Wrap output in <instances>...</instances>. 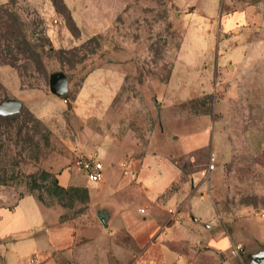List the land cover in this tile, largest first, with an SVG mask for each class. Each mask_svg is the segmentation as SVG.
<instances>
[{"label":"rangeland","instance_id":"rangeland-1","mask_svg":"<svg viewBox=\"0 0 264 264\" xmlns=\"http://www.w3.org/2000/svg\"><path fill=\"white\" fill-rule=\"evenodd\" d=\"M0 6L23 20L29 40L45 35L54 50L42 55L45 78L32 63L0 66V101L19 100L29 114L16 125L0 124V206L33 195L66 218L80 216L86 204L76 193L56 195L55 175L71 167L82 144L97 152L113 141L135 155L160 153L149 161V175L159 181L172 175L170 162L182 171L191 199L174 212L184 222L199 192L189 188L192 175L207 187L210 215L192 210L202 220L192 264H248L247 250L264 252V0H0ZM72 49L73 66L60 65L55 52ZM57 71L67 75L75 101L49 92V75ZM195 137L206 145L183 153L181 142ZM211 154L214 169L206 175ZM169 233L182 252V226ZM216 235L225 237L224 246L206 244ZM234 243L243 257L230 253Z\"/></svg>","mask_w":264,"mask_h":264},{"label":"crops","instance_id":"crops-1","mask_svg":"<svg viewBox=\"0 0 264 264\" xmlns=\"http://www.w3.org/2000/svg\"><path fill=\"white\" fill-rule=\"evenodd\" d=\"M243 58L239 56L240 60ZM94 72L86 77L78 95ZM113 94L108 96L110 103L116 95ZM206 143L188 138L181 142V148L187 154L201 149ZM115 145L113 141H106L104 147L97 150L102 163V182L89 184L72 164L57 174L61 187L86 189L87 209L80 216L61 222V209L45 207L33 196L22 197L10 207L0 206V264H29L32 257L37 260L36 264H192L196 254L193 248L200 244L202 221L192 210L199 208L201 213L210 215L207 187L201 189V183L195 184L198 177L192 175L189 188L196 185L199 192L187 214L189 222H184L182 217L179 218V212H169L170 209L179 211L191 199L182 171L160 157L170 162L173 173L168 179L159 181L149 175V161L159 157L160 153L153 151L140 156L135 155V150L129 152ZM88 147V143L82 144L85 149L80 151L93 152ZM124 163L130 164L136 180L122 175ZM211 173L205 171L206 175ZM138 200L141 203L135 209L133 205ZM206 200L207 205L200 204ZM179 226L186 235L182 252L176 251L173 243L176 238L169 233ZM224 238L223 235L211 236L206 244L222 247ZM253 250L250 248L247 252Z\"/></svg>","mask_w":264,"mask_h":264},{"label":"trees","instance_id":"trees-1","mask_svg":"<svg viewBox=\"0 0 264 264\" xmlns=\"http://www.w3.org/2000/svg\"><path fill=\"white\" fill-rule=\"evenodd\" d=\"M135 26L137 29L139 25L135 23ZM68 29L70 31L76 30L77 32V28L75 27L73 23L72 25L69 23ZM131 37L135 38V36H132V35ZM96 40H97V36L92 37L91 39H89L88 41L82 44L81 49L85 48V51H87L86 46H88V44L95 43ZM146 41H151V37L149 36V38L146 39ZM180 46L181 45L179 44L177 47V50L178 49L180 50ZM50 47H51V42L49 38L45 35L40 34V37L36 38L34 41L31 40V38L29 40L28 35H27V26L25 25L23 20H21L16 14L9 11L7 7L0 6V66H8L11 68L18 69L20 67H24L28 63H32L34 66L37 67L36 75H41L43 76L42 78H45L46 74H45V69L43 67L42 55L43 54L44 55L53 54L54 50H51ZM76 51L77 49L69 50L67 51V53L64 51L55 52V55L57 56L59 64L64 65L65 63H67L72 67L73 64L68 62L67 59L68 57H72V56L76 57ZM26 73H27V70L23 71V74H26ZM32 74H35V73H32ZM21 76L22 74L19 75V77ZM65 76L69 84L68 77L66 74ZM206 97L209 100H211L210 95ZM0 98L3 99V97H0ZM61 98L64 100V102L66 98H69L71 102L75 101L76 99L75 95L70 96L68 92L62 95ZM28 115L29 114L24 109H22L19 114L7 116V117H0V124H3L5 127L10 126L13 123L16 125L18 124L20 118L26 117ZM32 121L36 123L37 127L38 126L43 127L42 124L37 119L32 118ZM18 132H19V135H21L22 133L21 128L18 129ZM57 174L55 175L56 180H53V184H54L53 192L56 195L62 196L63 198L72 197V194L76 193L77 196L83 201V203L86 204L87 202L86 189L84 188H66L65 189L61 187L58 184V181L56 178ZM3 181H5V178L0 177V184H3ZM28 196H33V195H28ZM36 199L43 206L52 207V205L44 204L41 198H36ZM59 207L62 208V206H59ZM64 215L65 214L61 215L60 217L61 222L66 220V217Z\"/></svg>","mask_w":264,"mask_h":264},{"label":"built area","instance_id":"built-area-1","mask_svg":"<svg viewBox=\"0 0 264 264\" xmlns=\"http://www.w3.org/2000/svg\"><path fill=\"white\" fill-rule=\"evenodd\" d=\"M73 167L78 171L82 172L89 184H97L102 182V163L99 160L98 152L84 153L78 151L72 163ZM214 169V158L211 154L209 164L207 165L206 172L211 173ZM122 175L124 177L131 178L132 181L135 179V174L130 169L129 163H124L122 165ZM141 213L144 212L143 209L140 210ZM171 214H175L174 211H169ZM230 253L234 256L242 255V246L240 244H235L231 247ZM37 260L32 257L29 259V264H36Z\"/></svg>","mask_w":264,"mask_h":264},{"label":"water","instance_id":"water-1","mask_svg":"<svg viewBox=\"0 0 264 264\" xmlns=\"http://www.w3.org/2000/svg\"><path fill=\"white\" fill-rule=\"evenodd\" d=\"M49 92L56 96L61 97L68 90V81L65 74L61 71L54 72L49 75L48 81ZM152 100L155 102L154 98ZM154 106H157L154 103ZM22 108V103L16 99H7L0 101V117H7L18 114ZM193 220H195L192 217ZM248 264H264V252H260L258 255L247 252L245 255Z\"/></svg>","mask_w":264,"mask_h":264}]
</instances>
